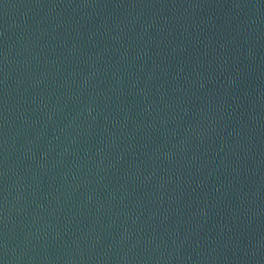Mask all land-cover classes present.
<instances>
[{
    "label": "water",
    "instance_id": "1",
    "mask_svg": "<svg viewBox=\"0 0 264 264\" xmlns=\"http://www.w3.org/2000/svg\"><path fill=\"white\" fill-rule=\"evenodd\" d=\"M0 264H264V0H0Z\"/></svg>",
    "mask_w": 264,
    "mask_h": 264
}]
</instances>
